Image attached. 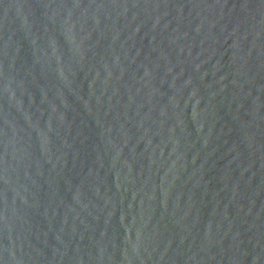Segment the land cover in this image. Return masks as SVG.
<instances>
[{"label": "water", "instance_id": "water-1", "mask_svg": "<svg viewBox=\"0 0 264 264\" xmlns=\"http://www.w3.org/2000/svg\"><path fill=\"white\" fill-rule=\"evenodd\" d=\"M0 264H264V0H0Z\"/></svg>", "mask_w": 264, "mask_h": 264}]
</instances>
